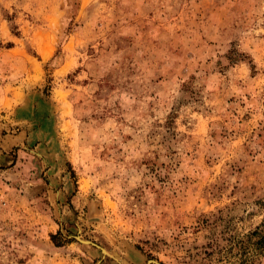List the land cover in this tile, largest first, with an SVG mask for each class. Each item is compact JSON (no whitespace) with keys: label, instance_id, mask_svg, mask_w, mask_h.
Wrapping results in <instances>:
<instances>
[{"label":"rangeland","instance_id":"obj_1","mask_svg":"<svg viewBox=\"0 0 264 264\" xmlns=\"http://www.w3.org/2000/svg\"><path fill=\"white\" fill-rule=\"evenodd\" d=\"M262 237L264 0H0V264H264Z\"/></svg>","mask_w":264,"mask_h":264},{"label":"water","instance_id":"obj_2","mask_svg":"<svg viewBox=\"0 0 264 264\" xmlns=\"http://www.w3.org/2000/svg\"><path fill=\"white\" fill-rule=\"evenodd\" d=\"M74 238H75L79 243H87V244H91V245L97 247L100 251H102V249H103V248L97 246L96 244H94L93 242L88 241V240H86V239H82V238H80V237H78V236H74ZM150 262H153V263L157 264L155 261H151V260H150Z\"/></svg>","mask_w":264,"mask_h":264},{"label":"trees","instance_id":"obj_3","mask_svg":"<svg viewBox=\"0 0 264 264\" xmlns=\"http://www.w3.org/2000/svg\"><path fill=\"white\" fill-rule=\"evenodd\" d=\"M50 238L54 244H58V242L56 241V234H51ZM261 239H264V237H262Z\"/></svg>","mask_w":264,"mask_h":264},{"label":"bare ground","instance_id":"obj_4","mask_svg":"<svg viewBox=\"0 0 264 264\" xmlns=\"http://www.w3.org/2000/svg\"><path fill=\"white\" fill-rule=\"evenodd\" d=\"M104 252V251H103Z\"/></svg>","mask_w":264,"mask_h":264}]
</instances>
